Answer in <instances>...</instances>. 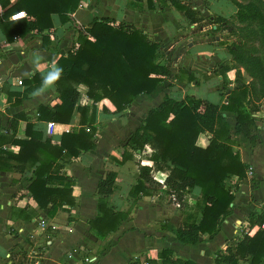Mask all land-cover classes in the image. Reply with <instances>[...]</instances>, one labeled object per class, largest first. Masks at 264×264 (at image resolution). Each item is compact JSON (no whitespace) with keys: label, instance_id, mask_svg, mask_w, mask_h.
<instances>
[{"label":"crops","instance_id":"1","mask_svg":"<svg viewBox=\"0 0 264 264\" xmlns=\"http://www.w3.org/2000/svg\"><path fill=\"white\" fill-rule=\"evenodd\" d=\"M15 1L12 0L13 3ZM179 1L194 10L198 17L209 15L213 19L226 17L231 12L230 5L228 7L226 3L228 0ZM3 12L0 5V16ZM23 16H26L24 11L11 19ZM56 16L51 31H32L13 41L7 40L0 27L2 140L3 135L13 133L15 138L27 139L28 122L33 125L34 132H42L43 139L51 137L54 143H59L64 131L71 126H80V114L76 112L69 125L55 122V132L48 134L47 123L52 121L39 119V107L49 105L53 108L60 103L59 92L54 84L42 95L34 97L32 92L40 85L32 88L34 84L28 81L36 73L42 76L53 63L57 64L61 56L74 51L80 33L95 18H108L112 24L125 23L143 30L150 41L161 44L157 61L166 66L169 73L162 75V81L154 92L138 95L118 114L106 113L103 101L93 103L87 95V87L83 84L78 86V105L96 106V146L77 158L60 160L61 174L75 180L72 195L76 202L60 209L54 217L49 216V209L38 205L28 189L35 169L20 172L10 165L3 166L0 171V264H131L142 256L160 263L159 254L164 249H172L176 258L195 264H216L218 254L226 253L231 242L245 234L254 235L259 225L252 226L249 217L264 210V98L257 99L253 88L254 76L245 68L241 67L240 73L243 83L251 87L247 109L258 106L251 112L256 125L253 134L257 139L253 143L250 137L237 134L234 135L233 147L252 171L248 170L243 180L237 176L228 179L233 185L235 183L234 210L213 239H208V234H205L202 242L195 246L182 244L176 239L174 229L182 226L189 215L201 217L195 198L199 195V188L187 193L183 203L158 192L130 195L131 188L137 184L139 164L152 166L151 175L165 184L167 173L153 166L149 159L153 152L150 146L142 151H133L131 159L120 162L123 160L120 148H126L130 136L144 123L149 111L166 97L176 100L193 97L221 105L227 101L231 89L236 87L237 70L232 66L231 52L219 51L216 55L210 43L204 44L205 40L202 44L189 41L207 28L199 26L205 18L191 23L168 0H80V6L70 11L69 21L64 23ZM186 41H189V49L184 47ZM37 55L40 61L34 63ZM222 64H229L231 68L217 74L216 70ZM7 75L8 79L2 81ZM18 80H22V84ZM18 114L25 118L20 119L14 132L12 120ZM222 114L234 131L237 113L224 111ZM207 135L200 139L202 143ZM3 148L13 153L20 150L19 145L12 143H5ZM111 171L117 173V178L113 193L108 197V205L116 212L127 214V217L116 230L100 237L89 221L98 215V184ZM29 214L31 218H27ZM242 232L243 236L240 235ZM218 237L222 240L215 245ZM243 264H252L251 257Z\"/></svg>","mask_w":264,"mask_h":264},{"label":"trees","instance_id":"2","mask_svg":"<svg viewBox=\"0 0 264 264\" xmlns=\"http://www.w3.org/2000/svg\"><path fill=\"white\" fill-rule=\"evenodd\" d=\"M168 1L180 9L191 23L204 19L179 0ZM0 5L4 9L0 27L7 40L13 41L32 31H51L54 28L52 14L58 15L64 23L69 21L70 11L80 6V0H16L14 3L12 0H0ZM22 11L26 16L11 19ZM224 19L216 17L213 23ZM160 48L161 44L150 41L141 29L125 23L115 25L108 18H95L80 33L74 51L57 61V65L63 68L60 79L55 83L61 102L53 108L49 105L39 107L40 120L66 125L79 112L80 126H71L64 131L59 143H54L51 137L43 139V133L34 132L30 122L26 127L27 139L15 138V133L3 135V140L0 137V171L6 165L20 172L34 168L28 189L41 208L49 209L50 217L65 206L75 205L72 195L75 180L61 174L60 160L77 158L96 146V106L78 105V86L83 84L87 87V95L93 103L103 101L106 113H121L138 95L154 92L162 81V75L169 73V69L157 61ZM230 52L238 61H245L254 67L261 66L256 57L243 58L239 50L232 48ZM230 68L229 64H222L216 73L227 72ZM28 83L34 84L32 88L41 85V75L36 73ZM250 91V86L238 84L221 105L193 97L183 100L166 97L159 106L149 111L144 123L130 136L126 148L119 150L123 157L120 162L123 163L132 158L133 151H142L150 146L153 152L149 159L153 166L167 173L163 185L151 175L152 166L139 164L137 184L130 190L132 196L158 192L183 203L187 193L194 188L200 189L195 197L200 219L189 215L182 226L174 229L177 241L182 244L198 245L205 234H208V239H213L225 219L233 213L235 193L227 181L232 176L243 180L249 170L234 150V135L243 134L250 137L253 143L257 139L253 134L256 125L251 112L258 106L247 109ZM224 111L237 113L234 131L225 121ZM23 118L25 116L21 114L13 118L14 132ZM204 134L209 135L202 143L200 139ZM5 143L19 145V152L4 149ZM116 178L117 173L111 171L98 184V215L89 223L100 237L116 230L127 217V214L116 212L108 205ZM31 217V214L27 216ZM249 220L252 226L259 225V229L254 235L245 234L243 238L231 242L226 253L218 254L216 264H243L248 257H251L252 264L264 261V228H260L264 224V210L251 214ZM159 258L160 263L142 256L131 264H195L176 258L172 249L162 250Z\"/></svg>","mask_w":264,"mask_h":264},{"label":"rangeland","instance_id":"3","mask_svg":"<svg viewBox=\"0 0 264 264\" xmlns=\"http://www.w3.org/2000/svg\"><path fill=\"white\" fill-rule=\"evenodd\" d=\"M226 3L228 7L230 5L231 12L224 17L225 19L213 23L211 21L215 20L214 17L212 19L209 15H204L205 20L199 26L207 28L195 34V38L189 41H198L199 44H202V40H205L204 44L210 43L211 49H214L216 55L219 51L230 52L232 48L239 50V54L243 58L248 56L258 58L261 66L254 67L245 61L236 60L233 56L232 66L237 70V85L243 84L241 67L254 76L253 88L258 95L257 99L260 100L264 98V0H228ZM189 41L184 43L185 49H189ZM220 62L217 63L220 64ZM227 183L232 188L235 187V183L233 185L231 180H228ZM244 232L240 235L243 236ZM221 240L218 237L214 244H219Z\"/></svg>","mask_w":264,"mask_h":264},{"label":"clouds","instance_id":"4","mask_svg":"<svg viewBox=\"0 0 264 264\" xmlns=\"http://www.w3.org/2000/svg\"><path fill=\"white\" fill-rule=\"evenodd\" d=\"M52 19L57 20L56 14H52ZM40 58L37 55L34 58V63H39ZM63 73V68L55 63H53L46 73L41 76V85L32 92V96L42 95L48 88L52 87L61 77Z\"/></svg>","mask_w":264,"mask_h":264},{"label":"built area","instance_id":"5","mask_svg":"<svg viewBox=\"0 0 264 264\" xmlns=\"http://www.w3.org/2000/svg\"><path fill=\"white\" fill-rule=\"evenodd\" d=\"M18 83L22 84V80H18ZM55 128H56L55 122H48L47 123V132H48V134H53L55 132ZM249 171L251 173L252 169L250 168ZM260 228H264V224L261 225Z\"/></svg>","mask_w":264,"mask_h":264},{"label":"water","instance_id":"6","mask_svg":"<svg viewBox=\"0 0 264 264\" xmlns=\"http://www.w3.org/2000/svg\"><path fill=\"white\" fill-rule=\"evenodd\" d=\"M8 75L7 76H5L3 79H2V81H4V80H7L8 79Z\"/></svg>","mask_w":264,"mask_h":264}]
</instances>
